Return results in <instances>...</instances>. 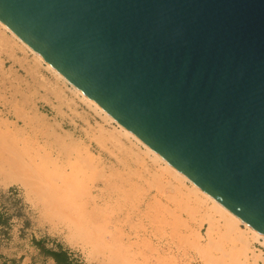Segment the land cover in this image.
I'll return each mask as SVG.
<instances>
[{
	"label": "water",
	"instance_id": "95a60500",
	"mask_svg": "<svg viewBox=\"0 0 264 264\" xmlns=\"http://www.w3.org/2000/svg\"><path fill=\"white\" fill-rule=\"evenodd\" d=\"M0 20L264 235V0H0Z\"/></svg>",
	"mask_w": 264,
	"mask_h": 264
},
{
	"label": "rangeland",
	"instance_id": "374dc122",
	"mask_svg": "<svg viewBox=\"0 0 264 264\" xmlns=\"http://www.w3.org/2000/svg\"><path fill=\"white\" fill-rule=\"evenodd\" d=\"M0 35L5 39L0 41V264H56L38 241L54 251L66 250L79 264H249L212 202L197 193V203L195 192L189 199L190 183L182 184L168 170L152 175L127 148L134 146L144 157L142 146L125 136L124 145L112 140L109 133L119 129L114 121L83 102L68 82L1 27ZM75 158L87 173L75 194L91 183L102 187L104 180L114 189L113 196L98 200L106 204L98 219L101 229L113 238L105 249L86 241L79 229L69 231L64 212L50 209L56 202L48 193L51 177L65 167L70 171ZM68 200L58 197L57 204ZM207 212L215 217L212 222ZM129 235L131 244L117 245ZM245 235L251 243L247 255L264 256V242Z\"/></svg>",
	"mask_w": 264,
	"mask_h": 264
},
{
	"label": "bare ground",
	"instance_id": "6f19581e",
	"mask_svg": "<svg viewBox=\"0 0 264 264\" xmlns=\"http://www.w3.org/2000/svg\"><path fill=\"white\" fill-rule=\"evenodd\" d=\"M0 27L3 28L5 31L9 32L17 40V42L20 43V46L22 45V46L26 47L36 57V59L39 60L40 62H42L43 64H45L46 67L53 72V74H55L58 78L68 82L72 86L73 91L81 96L83 102L88 104L97 113L103 114L106 119L112 120L118 125V128H119L118 133H109V137L112 140L116 141L119 144L124 145L123 140H122V136H125L126 139L128 138L131 140V142H135L133 144H136L137 147H138V145L142 146L144 149L143 150L141 149V150L143 151L144 157L141 155L140 150L135 149L134 146L130 145L129 147H127V148H129L130 152H132V155L134 156L135 161H138L139 163L144 165L145 169H149L150 172L152 173V175H154V174L155 175H163L164 174L163 172H167V170H168L171 172V174L175 175L174 177L177 178L178 180H180L181 183L182 182L183 183L189 182L191 187H192V190L190 189V191H189V189H188L189 194H190V192H191V194L196 193L195 198L197 199V203L200 200V197L197 195V193L200 194L201 196H203L205 201L207 199L208 201L212 202L210 205L211 206L214 205L213 206L214 210L216 211V209H217V212L219 210V213H221L223 219H225L224 224H223L225 227L224 230H226V233L228 234V236L232 237L234 240H236V242H238L241 245V248L239 247L240 251L242 252V254H244L246 256L248 263L249 264H264V256H263L262 252L258 253V252H251L250 251L251 253H253L251 258L247 255L248 250H250L251 243H250V239L247 237L248 235H245V233L246 234L249 233V234H251L250 236L253 239L260 240L261 242H264V235L262 233H260L258 230H256L252 226H250L248 223L244 222L239 216L234 214L231 210L226 208L223 204H221L219 201H217L215 198H213L211 195H209L207 192H205L202 188H200L197 184H195L192 180H190L185 174H183L177 168H175L172 164H170L163 156H161L158 152H156L149 145H147L143 140H141L138 136H136L132 131L127 129L122 123H120L110 113H108L104 108H102L96 101H94L92 98L88 97L78 86H76L74 83H72L66 76H64L54 66H52L49 62H47L36 50H34L22 38H20L16 33H14L1 20H0ZM0 41L1 42L5 41L4 36L0 35ZM102 130H104V129H102ZM7 147L10 148V146H7ZM13 153H15V152L13 151ZM15 155H16V153H15ZM19 156L17 157V155H16L15 157L18 159ZM11 157H12V155H11ZM147 158L149 159V161H147ZM4 159H5V157H4ZM7 159H8V157H7ZM130 159H132V157ZM22 160H24V159H22ZM14 161H16L15 158H14ZM33 161H34V159H33ZM20 162H21V159H20L19 163ZM23 162H21V164H23ZM5 163H7L6 160H5ZM82 163L83 162L81 159L75 158V160L70 163V171H67L65 169L66 168L65 166H64L65 168L61 166L62 168H64L62 170V172H60V173L58 172V176L56 178L51 177V185H50V190L48 193H50V195H52V200H55L56 202L55 203L53 202V204L51 202L50 209L52 212H58L60 210H62L64 212V214H65L64 215L65 216V221H64L65 226L68 228L69 231H75V230L79 229V231H81L84 234L86 241H89L90 243L96 244L100 249H105L108 247V245L111 242H113V238H109L108 235L104 234L103 229H101L102 223L100 221H98V219H99V215L101 216V214H103V212H105L106 204H104V203L101 204V202L98 200L102 199V196H108V197L113 196L112 194H113L114 189L112 190V187L110 184H108V181L104 180L103 181L104 186H102V187L98 183H95V184L91 183V184H88V186H86L85 188H83L82 191L75 194L76 191L74 190V188L79 183V179L82 178V176L87 175V173L83 170V167H85V165H84V163L83 164ZM3 164L4 163H2V164L0 163V165H2V167H4ZM162 164L164 166H162ZM38 165L39 164H36V167H38ZM92 167L93 166H91V168ZM3 169H5V168H3ZM163 170H166V171H163ZM1 171H2V169L0 170V172ZM36 173H35V175H39L40 172L38 171V173L37 174ZM51 173H54V171L52 170ZM47 174H48V171H46V173H41V179L42 178L44 179V175L47 177ZM14 177L12 180H14ZM38 179H40V177ZM36 181H37V179H36ZM40 181L41 180H39L38 182H40ZM119 193L122 194L123 192L119 191ZM191 194L189 195V199H190V197H192ZM187 195H188V193H187ZM58 197H63V198L66 197V200H67V198H69V200L66 201L63 206H60L59 204H57V198ZM198 197H199V200H198ZM74 198H77L76 202H73ZM201 199H202V197H201ZM201 202H202V200H201ZM213 207L211 209H213ZM76 212H77V214H76ZM207 214L208 215L206 217H208V221H210V219H211V222H212L213 218H215V217L211 216L209 214V212H207ZM219 219H220V217H219ZM240 225H243L245 227V229L242 228ZM125 239L126 238H124V237H120L117 240V245H123V243H128V242L131 244V242H133L131 240L130 235L127 236V240H125ZM213 244H215V242ZM250 259H251V261H250ZM260 260H262V263H259Z\"/></svg>",
	"mask_w": 264,
	"mask_h": 264
},
{
	"label": "trees",
	"instance_id": "16d2710c",
	"mask_svg": "<svg viewBox=\"0 0 264 264\" xmlns=\"http://www.w3.org/2000/svg\"><path fill=\"white\" fill-rule=\"evenodd\" d=\"M37 244L40 246L41 251L48 257L54 259L56 264H79L77 261L73 260L66 250L54 251L46 248L42 241H38Z\"/></svg>",
	"mask_w": 264,
	"mask_h": 264
}]
</instances>
